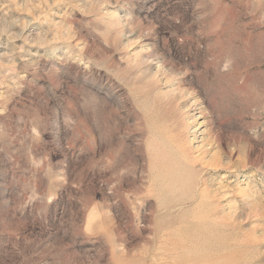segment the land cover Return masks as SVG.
I'll return each mask as SVG.
<instances>
[{
	"label": "rangeland",
	"instance_id": "rangeland-1",
	"mask_svg": "<svg viewBox=\"0 0 264 264\" xmlns=\"http://www.w3.org/2000/svg\"><path fill=\"white\" fill-rule=\"evenodd\" d=\"M0 264H264V0H0Z\"/></svg>",
	"mask_w": 264,
	"mask_h": 264
}]
</instances>
